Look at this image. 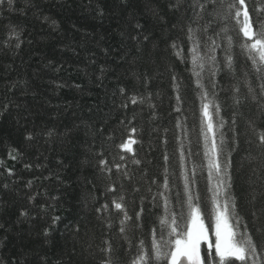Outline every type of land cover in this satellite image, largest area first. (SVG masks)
Here are the masks:
<instances>
[{
  "label": "trees",
  "instance_id": "1",
  "mask_svg": "<svg viewBox=\"0 0 264 264\" xmlns=\"http://www.w3.org/2000/svg\"><path fill=\"white\" fill-rule=\"evenodd\" d=\"M246 2L254 28L264 26V0ZM192 3L0 4V264H168L167 259L139 257L149 250L154 257L153 229L159 239L161 219L180 211L176 194L186 199L181 146L185 167L200 166L196 184L190 185L193 195L198 192L202 209L211 210L209 189L215 179H207L200 89L189 71L187 28L202 29L212 20V28L220 31L225 22L210 15L212 9L196 19L200 10L194 11ZM227 26L228 32L218 40L222 48L216 51L221 71L215 77L206 71L202 83L210 94L215 91L220 105L215 123L227 122L216 131L218 140L221 133L225 137L221 159L230 156L232 161L229 191L242 218L241 230L247 224L257 244V264H264V180L253 174L256 169L264 177V150L249 130V121L264 128L258 107V102L264 103L259 99L264 71L256 73L240 47L243 37L235 21L228 20ZM227 35L233 37L231 47ZM174 41L183 48L184 62L171 47ZM227 55L233 56L235 71L226 67ZM177 86L182 102L176 100ZM249 87L257 100L251 98ZM236 99L241 102L236 104ZM132 128L137 131L132 133ZM130 135L139 141L132 145L134 154L119 147ZM101 159L111 172L101 170ZM165 177L169 189L163 187ZM110 187L116 190L110 192ZM160 192L171 201L168 212ZM120 196L129 220L112 204L113 199L121 202ZM105 203L109 208L97 211ZM54 217L60 219L53 223Z\"/></svg>",
  "mask_w": 264,
  "mask_h": 264
},
{
  "label": "snow or ice",
  "instance_id": "2",
  "mask_svg": "<svg viewBox=\"0 0 264 264\" xmlns=\"http://www.w3.org/2000/svg\"><path fill=\"white\" fill-rule=\"evenodd\" d=\"M3 2L4 0H0V4ZM8 3L11 5L12 0H8ZM192 7L194 11L196 9L200 10L196 12V19L202 18L200 12L212 9L210 15L225 22L224 27L220 31H215L212 28V20H209L202 29L199 26L193 28L191 25L187 28V41L191 45L188 52L191 54L190 62L192 64V68L189 71L196 77L195 84L200 89V112L202 114L200 134L203 136L204 157L207 160V179L209 181L215 179L214 188L209 189L212 192V208L206 213L199 203V193L197 192L195 196L193 195L190 185L196 184L197 168L200 166L193 163L191 169L185 167V152L183 146H181L180 161L181 167L184 169L183 191L186 199H182L180 193L176 194V202L180 207V211L171 212L169 216L161 219L159 239L155 238L157 236L156 229L152 231L154 238L151 243V249L155 250L154 257L151 250H149L144 255H141L139 259L141 261L153 258L155 261L167 259L168 264H234L235 261H239L240 264H249V262L257 264L259 259L257 244L252 234L248 231L247 224H244L243 230H241L242 218L237 212L236 199L229 191L232 187L231 158L229 156L224 160L221 159L225 137L221 133L218 140L216 129L217 127L223 129L227 122L223 119H221L219 125L214 122V114L219 116L220 105L215 100V91L210 94L209 90L202 83V79L206 71L211 77H215L221 71L216 51L222 48L218 40L221 38V33L226 34L228 32V20L235 21L237 34H242L243 42L240 44V47L245 51L247 59L251 61L256 73L264 71V26L254 28L249 5L246 0H203V2L201 0H193ZM210 30H212L211 35L208 34ZM199 32H202L203 35L198 36L197 33ZM226 39L229 47H231L233 37L227 35ZM171 47L177 49L175 54L184 62L186 58L183 55V48L178 46L175 41L171 44ZM202 49H206L203 54ZM225 59L227 62L226 67L231 71H235L233 68V56L227 55ZM175 79L176 77L173 76V80ZM260 79L264 80V76H261ZM216 86L215 81H212L211 88L215 89ZM259 87V99L264 100V83H261ZM124 91L123 88L120 89L122 94ZM236 91L239 92V88ZM248 92L251 94L253 100L258 99L251 87L248 88ZM176 100L182 102L178 86ZM131 102L135 104L137 103V99L133 97ZM240 102L239 99L235 100L236 104ZM123 106L127 107L126 104ZM258 107L261 113L264 114V103L258 102ZM212 109L215 110L214 113ZM175 111L179 112L180 109L177 108ZM235 116L236 113H233V126L236 123ZM177 126L179 127V123ZM249 130L256 137L257 146L264 150V128L259 127L253 121H249ZM136 131L135 128L131 129L132 133ZM137 143L139 141L133 139L130 135L119 147L134 154L132 145ZM188 155H192L191 149L188 150ZM12 158L15 159L16 157L13 156ZM261 158L264 159V151L261 152ZM120 159L124 160L125 157L121 155ZM168 159V155L165 154L164 160L167 161ZM134 163L139 164L140 161L134 160ZM99 164L104 166L101 169L102 171H112L111 168L107 167L105 159L99 160ZM115 167L119 170L121 165L116 164ZM8 171L11 173V169ZM189 173L191 174V180ZM253 174L257 175L258 179L264 180V177L259 176L256 169H253ZM124 176L129 180L131 179L127 171L124 172ZM153 183H155V180H153ZM163 187L164 189H169L167 177L164 179ZM115 190V187L108 189L110 192H114ZM134 190L138 191V189ZM159 195L164 197V209L165 212H168L169 204L171 203L169 197L164 192H160ZM30 199H34V197H30ZM123 200L124 196H120L119 201L121 202L113 199L112 204L116 210L124 211L125 220H129L131 217L125 211V205L122 203ZM108 208L109 204L105 203L97 211L107 210ZM141 212H143V208L137 213V216H140ZM21 215H26V213L22 212ZM253 216H255V212H253ZM59 219L60 217H54L53 223ZM206 220L208 221L207 223ZM123 223L124 221H121V224ZM257 230L259 231V229ZM120 231L124 232V228L121 227ZM165 231L167 236H165ZM202 246L204 248L203 252Z\"/></svg>",
  "mask_w": 264,
  "mask_h": 264
},
{
  "label": "rangeland",
  "instance_id": "3",
  "mask_svg": "<svg viewBox=\"0 0 264 264\" xmlns=\"http://www.w3.org/2000/svg\"><path fill=\"white\" fill-rule=\"evenodd\" d=\"M204 150V149H203Z\"/></svg>",
  "mask_w": 264,
  "mask_h": 264
}]
</instances>
